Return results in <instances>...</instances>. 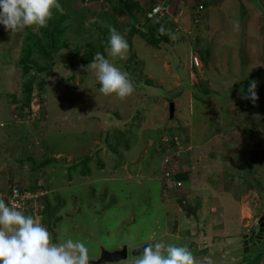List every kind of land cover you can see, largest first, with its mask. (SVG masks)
<instances>
[{
  "label": "rangeland",
  "instance_id": "rangeland-1",
  "mask_svg": "<svg viewBox=\"0 0 264 264\" xmlns=\"http://www.w3.org/2000/svg\"><path fill=\"white\" fill-rule=\"evenodd\" d=\"M215 2L209 1L227 12L206 14L199 30L188 16L181 31L164 26L168 43L158 47L133 34L123 58L109 55V32L101 30L107 24L97 17L112 15L117 0H62L69 7L63 8L65 18L56 11L49 57L42 53L48 50L47 27L11 35L0 25V192L12 182L37 189L44 197L35 214L42 215L53 241H84L91 264L122 249L126 259L104 264H131L138 248L160 241L187 245L203 264L243 258L264 264V253L253 259L264 252V231H257L264 221V0ZM70 6L83 14L69 13ZM177 9L174 14L186 13ZM138 19L136 28L144 25ZM116 20L126 37L128 17ZM97 52L130 74L133 95L99 92L94 73L83 70ZM25 57L50 73L25 72L18 66ZM28 81L30 108L16 124L13 104L25 102ZM252 81L255 103L241 98ZM192 87L218 98L203 104ZM222 100L228 104L221 106ZM34 104H42L36 117ZM159 139L174 141L180 173L187 168L192 176L180 190L161 178Z\"/></svg>",
  "mask_w": 264,
  "mask_h": 264
},
{
  "label": "clouds",
  "instance_id": "clouds-1",
  "mask_svg": "<svg viewBox=\"0 0 264 264\" xmlns=\"http://www.w3.org/2000/svg\"><path fill=\"white\" fill-rule=\"evenodd\" d=\"M151 1L169 5L178 23L172 21L173 17L159 23L163 27L170 25L176 31H181L183 12H174L178 11L177 7L183 5V0ZM53 10L63 14L64 9L59 0H0V25L11 35L28 28H46L53 18ZM204 11L199 14L197 23L194 22L193 13L190 23L194 22L193 25L199 26ZM163 27L160 29L162 34L165 32ZM235 27H238V24L234 25ZM108 28L109 55L123 58L129 50L128 41L115 27L109 25ZM83 70L94 73L100 85L99 92L105 96L114 95L125 99L135 92V83L130 74L121 71L100 52L95 54L91 63ZM256 83L251 82L247 94L241 89L242 99L255 103L258 99ZM181 166L182 161L180 168ZM42 220V217L25 214L21 204L6 203L4 198L0 197V264H90L89 248L84 241L69 238L63 242H54L52 234ZM131 264H203V261L196 257L187 245L166 244L160 241L144 247L139 255L131 258Z\"/></svg>",
  "mask_w": 264,
  "mask_h": 264
},
{
  "label": "trees",
  "instance_id": "trees-1",
  "mask_svg": "<svg viewBox=\"0 0 264 264\" xmlns=\"http://www.w3.org/2000/svg\"><path fill=\"white\" fill-rule=\"evenodd\" d=\"M149 1H151V0H149ZM185 1H184L185 4L183 3L184 5H182V7L186 11V13H188V11L190 10V14H191L190 17L193 16L192 14L194 13V11L198 7V5L201 4L203 6L204 10H205L207 7L212 6L209 3V1L211 3L215 2V0H196L195 2L192 1V0H185ZM190 1L192 3H190ZM151 2L154 3V1H151ZM59 3H60V5H62L63 8L69 7V6H67L66 3H62V0H59ZM128 3H131L132 5L131 6H127ZM117 4H118L117 5L118 7H112V11H113L114 15L113 14L112 15L111 14H104V15L97 14V17L99 18L98 20L105 21V23L107 24L106 27H104V28L100 27L99 28V29L102 28L101 29L102 30V34H107L109 32V28H108L109 25L115 27V29L118 31L119 27H118V22H117L116 18L118 16H120V17L127 16L129 21H130V27L129 28L124 27V29L128 32V34L125 37L127 40H130V38H131V36L133 34H141L142 37L146 40V42L149 45H151V46L158 47L162 43H168L167 35H164V33L162 34L160 32V29H161V27H163V25L160 24L159 22H152L151 20H147L145 18L144 10L141 9L140 5L136 1H134V0H126V1L117 0ZM147 5H148V3H147ZM72 9L73 8L70 6L69 13H72L73 15L83 14V13L73 12ZM139 15L144 20V25L142 24V25H140L141 26L140 28H136L138 26V24L140 23V21L138 19ZM65 16H66L65 13H63V15H61L62 18H65ZM55 17H56V10H53V18L49 21L48 26H47V31H46V36H47V38L49 40V42H48V50L42 52L45 57H49L50 55H52V53L55 50V45L51 41L52 26L54 24ZM95 24H97V20H95ZM133 28H135V29H133ZM155 34H158V36H156ZM92 59H93V56L89 55L88 59L85 62L86 63H91ZM202 61H203L204 65L207 64L206 59L202 58ZM18 66L21 67L25 72H28L31 69H34L36 72H39V73H42V72L50 73V71H51V69L49 67L46 68V69L38 68L35 61H33V60L29 59V58H26V57L24 59H22L18 63ZM204 74L206 75V72ZM250 78H252V77H250ZM31 87H32V82L28 81L27 84H26L27 91L25 92L26 93L25 102L23 101V102L19 103L18 99H17V100L14 101L15 103L13 104V105H15L14 106V110H15L14 112L19 111L21 114L19 112H17V113L20 116H22V117L25 116V115H22L23 110H26V109L30 108L29 104H30V101H31V99L33 97ZM192 88H193V91H194L193 93L196 96V98L199 101H201V103H203V104H206L205 102H207L208 98H214V99L218 98L217 93L208 91V89H204L203 91H199L198 92L197 91V87H192ZM215 94H216L217 97H215ZM237 94L234 93V95L231 96V98H230V102H232L233 105L235 104L234 102H235V99L237 97ZM18 104H19V107H17ZM224 104H228V101L227 100H222L221 106H223ZM39 105H42V104H39ZM214 106H215V104L211 105L212 108H214ZM40 112H42V111L40 110L39 113ZM160 139L158 140L159 142H157V143L160 145V151L162 152V156H163L165 148L163 147V144L161 142L162 140H160ZM173 145H174V143L171 142L170 146L173 147ZM87 161L88 160H84V162H87ZM73 166H74V168H73ZM73 166H72V169H76L78 167V165H76V166L73 165ZM187 173L188 172H185L183 174H181V173L177 174L174 179L180 180L181 182H185L187 180V178H188V174ZM262 222L264 223L263 220H262ZM249 240L250 239L247 238V241H249ZM262 241H264V239ZM252 242H255V239H252ZM254 244H256V243H254ZM258 245H260V244H258ZM262 253H264V252H262V251L257 252L253 259L256 261V259L259 258ZM251 261H252L251 258L249 260H247L246 258H243V260L239 261L240 263L237 262V264H246V263L250 264Z\"/></svg>",
  "mask_w": 264,
  "mask_h": 264
},
{
  "label": "built area",
  "instance_id": "built-area-1",
  "mask_svg": "<svg viewBox=\"0 0 264 264\" xmlns=\"http://www.w3.org/2000/svg\"><path fill=\"white\" fill-rule=\"evenodd\" d=\"M141 8L144 9L145 16L147 19L155 21V22H161L165 20H170L173 17L171 7L165 3H153L149 0H144L145 2L142 3L136 0ZM148 3V5H147ZM142 9V10H143ZM204 10L203 6L200 4L198 7L195 9L194 14V22L197 23L199 19V14ZM173 22L175 24L178 23L177 17H173ZM179 28V27H178ZM194 67L195 69H199V60L198 58H194L193 60ZM199 71V70H197ZM199 73V72H198ZM39 104H34V106L31 107V110L33 112L32 116L36 117V112L39 113L40 109ZM13 119L16 120V124L22 123V119L24 116H20L18 113L14 114ZM171 142H174L173 140H169L168 143H164L166 145L164 154L162 156V165H163V171H161V178L163 180H167L168 182L165 184L166 187H173L176 188L177 190L180 189L181 187V181L174 179L175 176L180 173L179 168H180V150H176V148L170 146ZM163 144V145H164ZM171 147L173 149H171ZM43 195L38 193L37 189L32 190L29 188H22L15 182L10 183L4 191L0 192V197H3L5 202H14V203H19L22 205V210L26 213H29V215H32L36 217V210L40 208L38 206L40 204V201L43 199ZM40 217H42L41 214H39Z\"/></svg>",
  "mask_w": 264,
  "mask_h": 264
},
{
  "label": "water",
  "instance_id": "water-1",
  "mask_svg": "<svg viewBox=\"0 0 264 264\" xmlns=\"http://www.w3.org/2000/svg\"><path fill=\"white\" fill-rule=\"evenodd\" d=\"M168 108H169V119H172L173 113H174V103L170 102ZM258 234H260V233H258ZM144 247H146V246H144ZM144 247L138 248L134 252V254L139 255ZM126 258H127V250L126 249L117 250V251H113V252H105V253H103L102 257L99 259V261L96 262L95 264L114 263V262H117L120 260H124Z\"/></svg>",
  "mask_w": 264,
  "mask_h": 264
},
{
  "label": "crops",
  "instance_id": "crops-1",
  "mask_svg": "<svg viewBox=\"0 0 264 264\" xmlns=\"http://www.w3.org/2000/svg\"><path fill=\"white\" fill-rule=\"evenodd\" d=\"M216 6H218V4H216ZM216 6H214V5H212V6H209V7H207L206 9H205V11H204V13H203V16H205L206 14L207 15H209L210 13H211V16L213 15V16H216V15H214V14H219L220 12L221 13H223L222 12V9H225L224 7L223 8H220V9H217V7ZM227 12V10L225 9V12L224 13H226ZM229 14V13H228ZM183 15H184V17H182V21H183V23H184V21L186 20V18H187V16H188V20H189V18H190V10L188 11V13H183ZM226 15V14H225ZM203 16H202V18H203ZM211 21H212V19H210L209 18V20H207V22L208 23H211ZM206 23V22H205ZM200 25H201V23L199 24V28H198V30L200 29ZM198 30H197V32H198ZM217 38H219L220 39V37H217ZM217 38H216V40H217ZM227 38V37H226ZM215 40V39H214ZM227 40H229V37L227 38ZM223 46V45H222ZM205 48V47H204ZM209 53H210V51H209ZM229 53V51H227L226 52V50H225V52H224V54H228ZM227 57H228V55H227ZM226 57V58H227ZM224 58V57H223ZM211 59V58H210ZM227 59H229V58H227ZM206 61H207V59H206ZM211 61L213 62V60L211 59ZM228 61V60H227ZM208 65H210V67L213 69V66L210 64V60H209V62H208ZM214 70V69H213ZM183 166V165H182ZM181 166V167H182ZM185 168V167H184ZM184 170H186L187 172L189 171V169H184ZM183 173H185V172H182L181 174H183ZM188 174V178H187V180L185 181V182H183V183H185L186 184V182L190 179V178H192V176L190 175V173H187ZM192 183V182H191ZM210 191V190H209ZM197 193H198V191H197ZM209 195V192H207V193H204V197H207ZM208 202V201H207Z\"/></svg>",
  "mask_w": 264,
  "mask_h": 264
},
{
  "label": "flooded vegetation",
  "instance_id": "flooded-vegetation-1",
  "mask_svg": "<svg viewBox=\"0 0 264 264\" xmlns=\"http://www.w3.org/2000/svg\"><path fill=\"white\" fill-rule=\"evenodd\" d=\"M259 228L257 229V231H259V233H260V231H262V233H263V231H264V223H262V222H259L258 223V225H257ZM260 228H261V230H260ZM257 231H256V227H254L253 228V232H255V234L257 233Z\"/></svg>",
  "mask_w": 264,
  "mask_h": 264
}]
</instances>
